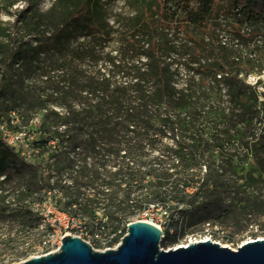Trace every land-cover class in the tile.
Listing matches in <instances>:
<instances>
[{
  "label": "rangeland",
  "instance_id": "rangeland-1",
  "mask_svg": "<svg viewBox=\"0 0 264 264\" xmlns=\"http://www.w3.org/2000/svg\"><path fill=\"white\" fill-rule=\"evenodd\" d=\"M10 1L0 0V22L5 25H11L16 12L27 3V0H15L9 5ZM28 1L31 2L32 10L43 14L41 29L49 33L60 25L81 0ZM154 1L89 0V6L93 9L90 20L96 28H80L72 23L70 30L60 39L61 51L69 52L73 48H79L82 49V58L63 63L58 53L50 51L41 53L32 67L26 66L24 61H18L0 70V77H11L0 98V115H5L8 109L15 108L19 123L21 121V124L27 125L34 119L29 128L34 131L36 120H39V116L42 118L45 109L64 113L66 107L73 102L67 89L70 82L68 78L73 72H78L76 78L79 81H84L87 75H105L127 80L133 70H146L144 63L147 61L146 55L150 53L148 37L138 27L142 24L143 12L144 16L147 17L150 13L153 18L154 13L149 11V7L155 10L158 4L162 8L165 25L157 28V31L166 33L171 39L167 44L168 51L162 49L159 55L163 63L170 64L169 70H177L173 85L180 88L185 82L192 84L197 81L198 75L192 76L191 72L187 71L188 61L195 60L201 64L215 66L217 70L223 69L217 67V59L221 60L222 53L218 43L222 36L229 35L231 20L222 17L217 19L218 23L224 24L223 29H214L210 33H214L213 39L204 35V42L209 50L203 51L201 48L198 59H195L192 58L195 47L189 34L177 27V19L172 14L179 4L172 0H167L164 5L162 0ZM150 4L153 5L149 6ZM256 27L264 32V23L256 24ZM187 28L195 30L191 25H187ZM10 29L15 32L17 41L22 40L25 44L34 45L33 35L23 36L19 32V22ZM13 41L10 35L0 37L2 46ZM224 49L227 53L230 52V56H236L228 60L222 58L228 62V69L236 72L240 80L252 83L255 79H251L250 75L264 77V37L257 36L246 44L226 46ZM3 50H0V58ZM261 79L264 86V78ZM227 92L226 82H219L213 98L216 108L211 112L195 114L189 109H183L171 123L149 126L140 136L138 145L131 142L128 149L105 156L110 161L106 166L98 167L99 173L113 174L116 169L114 164H122L128 157L138 156L145 164L142 168L143 184H147L155 181L156 175H162V172L166 171L165 167L168 165L161 160L168 159L175 143H184L190 138L200 143L208 140L216 144V147L206 151L214 161L210 166L203 163L190 169L199 179L187 187V192L198 191L199 197L189 196L178 205L170 203L176 206L172 211L162 205L153 204L141 213L118 220L111 219L101 210H95L89 217L76 215L75 207L69 208L62 203L61 206L72 213L79 226L76 228L77 234L88 240L94 249L101 250L113 245L95 237V232L100 230L102 224L108 230L124 231L127 222L146 219L163 231L164 236L160 240L162 249L172 248L184 242L187 236L200 234L208 229L214 239L234 247L248 237H264V170L255 159L256 154L264 155V142L259 149L250 146L264 130V93L257 96L250 89L246 103L249 112L242 114L229 100ZM47 124L50 126L51 123L48 121L45 125ZM181 127L186 130L181 132ZM29 130L24 131L29 134ZM50 153L51 151L42 153L39 146L36 161L40 160L45 164L52 161L53 159L48 157ZM71 156L74 157L73 153H70V158L74 159ZM60 157L62 156L57 159ZM63 157L66 159L67 156ZM154 160L158 163L150 166ZM91 167L72 161V165L65 168L61 175H52L51 182L56 184L60 180L61 183L66 181L68 185H91L94 183V177H90ZM34 169H37V174L40 173V169L35 166H21L20 170L13 173L12 178L4 183L6 188H10L13 194L17 195L7 198L4 202L0 200V264H14L46 252L39 243L45 231L40 228L37 212L45 213L48 222H56L60 218L62 224L66 223L64 215L53 211L52 203L41 205L48 196L55 199L58 205L60 194L57 189H50L48 192L46 186L39 184ZM174 169L169 168L168 172ZM163 183L164 181H161L160 186ZM177 186L181 188L180 183ZM215 196L218 202L210 203ZM199 205L206 206L209 213L193 211Z\"/></svg>",
  "mask_w": 264,
  "mask_h": 264
},
{
  "label": "trees",
  "instance_id": "trees-1",
  "mask_svg": "<svg viewBox=\"0 0 264 264\" xmlns=\"http://www.w3.org/2000/svg\"><path fill=\"white\" fill-rule=\"evenodd\" d=\"M14 1L11 0L9 5ZM162 1L164 5L167 0ZM172 1L179 4L178 9L174 8L172 14L177 19V27L189 34L190 41L195 47L192 56L195 59H198L201 48L203 51L209 50L204 42V35H209V39H213L214 33L212 35L210 33L217 28L223 29L224 24L218 23L217 19L222 17L231 20L229 35L222 36L218 43L222 53L221 60L217 59L219 63L217 67L223 69L217 70L215 66L201 64L195 60L188 61V65L185 63L187 71L191 72L192 76L198 75L197 81L192 84L185 82L180 88L175 87L173 77L177 70H169L170 64L163 63L159 55L160 50L167 49V44L170 42L166 33L157 31V28L165 25L164 14L159 4L155 10L149 7L154 3L150 4L148 7L149 11L154 13L153 18L150 13L147 17L144 16L143 12L142 24L138 27L148 37L147 44L150 53L146 55L147 61L144 63L147 66L146 70H133L127 80L121 77L119 79L105 75H87L84 81H79L76 78L78 72H73L68 78L70 82L67 86L73 102L66 107L64 113L45 109L42 118L39 116V120H36L34 131L29 130L34 119L30 120L31 122L27 125L21 124V121L19 123L15 108H10L5 115H0V122H5L7 129L24 132L26 142V147L12 146L7 144L0 134L1 201L4 202L7 198L17 195L13 194L10 188H6L4 183L9 181L13 173H17L24 165H32L40 169L39 174L36 173L37 169H34L35 178L39 184L47 187L48 192L50 189L59 191L58 205L56 200L49 196L41 205L51 200L58 211L72 217H74L72 213L61 206L62 203L69 208L75 207L76 215L89 217L95 210H101L111 219L118 220L141 213L153 204L162 205L168 211H172L176 206L170 203L178 205L189 196L199 197L198 191L196 193L187 192V187L199 179L190 172V169L203 163L210 166L214 161L210 158L211 154L206 151L216 147V144L208 140L200 143L190 138L184 143H175L168 159L161 160L168 165L165 167L166 171L162 172V175H156V180L147 184H143L142 168L145 164L138 156L128 157L122 164H114L116 169L113 174L98 172V167H104L110 161L105 156L128 149L131 142L138 145L140 136L148 130L149 126L167 125L183 109H189L195 114L211 112L216 108L213 98H215L219 82H226L229 100L240 109L242 114L249 112L246 103L247 92L250 89L257 96L264 93L261 78H257L254 83L245 82V80L243 82L236 72L228 69L230 67H227L228 62L226 63L225 59L236 58V56H230V52L227 53L224 49L226 46L246 44L257 36L264 37V32L256 27V24L264 23V0ZM30 3L27 0L26 6L16 12L11 25L0 22V37L10 35L14 40L4 46L0 42V50L4 49L0 58V70L18 61H24L26 66L32 67L41 53L50 51L58 53L63 63L81 59L82 49L73 48L69 52L61 51L60 39L70 30L69 26L72 23L80 28H96L90 20L93 9L89 6V0H81L77 3L60 25L54 27L49 33L41 29L43 14L32 10ZM18 22L19 32L23 36H34V45L16 40L15 32L10 31V28L15 27ZM187 25H191L195 30H188ZM10 80L11 77L4 75L0 77V98ZM48 121L51 123L50 126H48L49 123L45 125ZM24 130H29V134ZM179 130L184 132L186 128L181 127ZM262 142H264V130L257 141L250 146L259 149ZM39 146H41L42 153L51 151L48 157L53 159L52 161L46 164L40 160L36 161ZM70 153L74 154V157L71 156L74 159L70 158ZM125 154L124 157H126ZM63 155L67 156L66 159ZM58 156L62 157L57 159ZM255 159L259 167L264 170V155L256 154ZM72 161H76L81 166H92L89 170H91L90 177H94L93 184L83 187L79 184L68 185L66 181L61 183L60 180L56 184L51 182L52 175H61L65 168L72 165ZM156 163L158 162L154 160L150 166ZM169 168L175 169L168 172ZM161 181H164L162 186H160ZM178 183L181 188L177 186ZM213 202H218L217 196L210 200V203ZM193 211L209 213V209L202 205ZM37 213L41 222L44 218L42 211ZM99 228L103 231H116L106 229L104 224ZM116 241L117 238L110 243Z\"/></svg>",
  "mask_w": 264,
  "mask_h": 264
},
{
  "label": "water",
  "instance_id": "water-1",
  "mask_svg": "<svg viewBox=\"0 0 264 264\" xmlns=\"http://www.w3.org/2000/svg\"><path fill=\"white\" fill-rule=\"evenodd\" d=\"M161 233L150 222L130 221L120 242L103 250L68 234L58 250L14 264H264V238L244 241L235 249L210 240L162 249Z\"/></svg>",
  "mask_w": 264,
  "mask_h": 264
},
{
  "label": "built area",
  "instance_id": "built-area-1",
  "mask_svg": "<svg viewBox=\"0 0 264 264\" xmlns=\"http://www.w3.org/2000/svg\"><path fill=\"white\" fill-rule=\"evenodd\" d=\"M255 81H256V79L254 80V82ZM0 134H1V137L3 138V140L7 144L12 145V146L23 145L24 147H26V142L24 139V133L22 131H15V132L10 131L9 129L6 128L5 124L0 122ZM48 202L52 203L51 200H48ZM52 208H53L54 212H57L56 214L64 215V217L66 218V223L62 224L60 222V218H58V220L56 222L55 221L52 222V220H51V222H48L47 215L45 213H41L44 218L41 219L40 228L45 231V235L41 238L39 243L42 246V248L46 249V252H44L43 254H46L49 252H54V251L58 250L60 245H61L62 238L68 234L72 235V236H78L81 239H83L84 241L89 243L88 240H85L84 238L81 237L80 234H77L76 228L79 226L77 225V222L74 219V217L69 216L68 214H66L64 212L58 211L54 207L53 204H52ZM128 223L129 222L126 223L124 231H122V230L117 231L116 230L114 232H110V231H103L100 228V230L98 232L97 231L95 232V237L98 240H104L107 243H110L112 240L117 238V241L115 243L113 242L112 246H108L106 248L115 247L120 242L122 236L126 233ZM71 232H73V233L71 234ZM163 236H164V234L162 231V233L160 235V240ZM227 245L233 249H235L238 246V245H236V247H234V246H230L229 244H227ZM106 248H104V249H106ZM101 250H103V249H101Z\"/></svg>",
  "mask_w": 264,
  "mask_h": 264
},
{
  "label": "bare ground",
  "instance_id": "bare-ground-1",
  "mask_svg": "<svg viewBox=\"0 0 264 264\" xmlns=\"http://www.w3.org/2000/svg\"><path fill=\"white\" fill-rule=\"evenodd\" d=\"M250 78L256 79V78H264V77L263 76L250 75ZM144 221L150 222L153 224V222H151L149 220L144 219ZM256 238H264V237H261V236H259V237H248L244 241L254 240ZM198 240H210V241L218 242L219 244H221L223 246H228L226 243L224 244L221 241L214 239L212 236V232L208 229V230L204 231L203 233H200V234L198 233V234L187 236L184 242L176 244L174 247L183 246V245H186L188 242H194V241H198ZM243 242H241V243H243Z\"/></svg>",
  "mask_w": 264,
  "mask_h": 264
}]
</instances>
